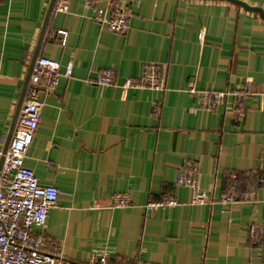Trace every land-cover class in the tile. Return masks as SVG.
I'll return each instance as SVG.
<instances>
[{
  "label": "crops",
  "instance_id": "obj_1",
  "mask_svg": "<svg viewBox=\"0 0 264 264\" xmlns=\"http://www.w3.org/2000/svg\"><path fill=\"white\" fill-rule=\"evenodd\" d=\"M264 13V0H238ZM130 11L119 35L92 21L81 0L66 14L53 0H0V148L12 134L30 65L45 56L72 65L71 76L44 97L25 166L58 191L38 231L59 264H264V20L213 0H122ZM103 6V4H101ZM58 31L68 33L65 46ZM147 63L163 65L166 90L122 88ZM115 72V85L96 75ZM247 87L246 115L233 119L228 100L210 110L190 89ZM196 165L203 205L175 185ZM238 203L220 195L232 183ZM241 179V180H240ZM126 193L130 205L114 208ZM171 195L179 205L146 208Z\"/></svg>",
  "mask_w": 264,
  "mask_h": 264
},
{
  "label": "built area",
  "instance_id": "obj_2",
  "mask_svg": "<svg viewBox=\"0 0 264 264\" xmlns=\"http://www.w3.org/2000/svg\"><path fill=\"white\" fill-rule=\"evenodd\" d=\"M86 10L93 12L92 21L108 31L124 35L128 31L130 11L122 0H81ZM70 0H53L52 13L66 14ZM103 4V6H101ZM61 45L65 46L68 33L58 31ZM72 65L60 72L59 64L45 56H38L30 65L22 91L18 114L12 127L11 138L0 148V264H59L60 258L46 252V240L38 233L42 229L58 199V191L53 186L39 184L33 171L24 164L31 140L38 128L44 108V97L50 95L58 86L60 77L71 76ZM115 72L105 69L96 75L94 84L98 87L115 85ZM128 89H146L162 93L166 90V71L163 65L147 63L142 67L137 79H128L122 85ZM206 108L231 101L232 117L242 122L246 115L245 101L249 95L247 87L222 92L190 90ZM196 165L179 172L175 185L190 192L191 205H203L207 202L206 193L200 190L197 181ZM235 177L228 188L220 195L223 205L238 203ZM264 188V176H258L250 185V193ZM130 205L129 196L116 194L112 197L114 208H126ZM179 203L171 196H165L158 202L148 203L146 208H170ZM250 237L259 242L264 235V226L252 225ZM93 264H108L107 257L92 255Z\"/></svg>",
  "mask_w": 264,
  "mask_h": 264
},
{
  "label": "water",
  "instance_id": "obj_3",
  "mask_svg": "<svg viewBox=\"0 0 264 264\" xmlns=\"http://www.w3.org/2000/svg\"><path fill=\"white\" fill-rule=\"evenodd\" d=\"M213 1H226L235 5H238L240 7H242L243 9L249 11V12H253V13H257L259 14V16L264 20V13L260 8H255V7H250L247 4L240 2L238 0H213Z\"/></svg>",
  "mask_w": 264,
  "mask_h": 264
},
{
  "label": "trees",
  "instance_id": "obj_4",
  "mask_svg": "<svg viewBox=\"0 0 264 264\" xmlns=\"http://www.w3.org/2000/svg\"><path fill=\"white\" fill-rule=\"evenodd\" d=\"M241 180V179H240ZM241 182L238 181V183L236 184L235 183V186H236V189L238 190V192L240 191V188H245V187H248V186H244L243 184H240Z\"/></svg>",
  "mask_w": 264,
  "mask_h": 264
}]
</instances>
